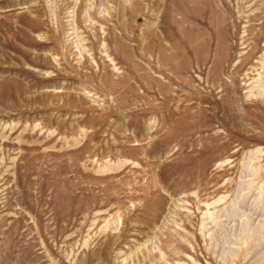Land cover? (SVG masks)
<instances>
[{
  "label": "rangeland",
  "instance_id": "rangeland-1",
  "mask_svg": "<svg viewBox=\"0 0 264 264\" xmlns=\"http://www.w3.org/2000/svg\"><path fill=\"white\" fill-rule=\"evenodd\" d=\"M0 264H264V0H0Z\"/></svg>",
  "mask_w": 264,
  "mask_h": 264
}]
</instances>
